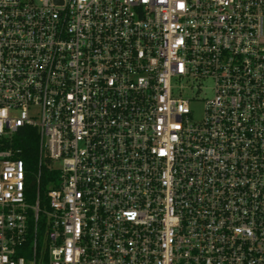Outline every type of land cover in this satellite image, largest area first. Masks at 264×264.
<instances>
[{
  "label": "built area",
  "instance_id": "2783aa9c",
  "mask_svg": "<svg viewBox=\"0 0 264 264\" xmlns=\"http://www.w3.org/2000/svg\"><path fill=\"white\" fill-rule=\"evenodd\" d=\"M0 264H264V0H0Z\"/></svg>",
  "mask_w": 264,
  "mask_h": 264
},
{
  "label": "trees",
  "instance_id": "16d2710c",
  "mask_svg": "<svg viewBox=\"0 0 264 264\" xmlns=\"http://www.w3.org/2000/svg\"><path fill=\"white\" fill-rule=\"evenodd\" d=\"M14 146L18 149V156L24 163L34 168L37 158V136L35 130L29 127L19 128L14 136Z\"/></svg>",
  "mask_w": 264,
  "mask_h": 264
},
{
  "label": "rangeland",
  "instance_id": "374dc122",
  "mask_svg": "<svg viewBox=\"0 0 264 264\" xmlns=\"http://www.w3.org/2000/svg\"><path fill=\"white\" fill-rule=\"evenodd\" d=\"M205 93L206 94H202L201 97H204V96H208L209 95L208 92H205ZM195 110L196 111L199 110V106L198 105L195 106Z\"/></svg>",
  "mask_w": 264,
  "mask_h": 264
}]
</instances>
